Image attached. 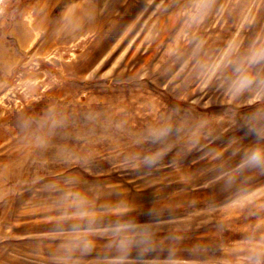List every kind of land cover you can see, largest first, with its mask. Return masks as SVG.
Returning <instances> with one entry per match:
<instances>
[{"label":"rangeland","instance_id":"1","mask_svg":"<svg viewBox=\"0 0 264 264\" xmlns=\"http://www.w3.org/2000/svg\"><path fill=\"white\" fill-rule=\"evenodd\" d=\"M261 47L264 0H0V264H264Z\"/></svg>","mask_w":264,"mask_h":264},{"label":"clouds","instance_id":"2","mask_svg":"<svg viewBox=\"0 0 264 264\" xmlns=\"http://www.w3.org/2000/svg\"><path fill=\"white\" fill-rule=\"evenodd\" d=\"M261 60H264V47L256 48L254 49L250 56L248 57L249 63H257ZM238 72H240V75L237 77V79L233 83V87L236 91H241L246 88H248L253 83V77L248 75L246 72L240 71V69H237ZM264 120V113L257 112L253 114V116L250 118V121L253 125L252 130L256 132L258 137L264 138V124H261V121ZM168 132L167 128L160 129L158 131L153 132L154 139H161L164 137ZM162 152H157L152 156L145 158V163L151 165L155 164L159 158L162 156ZM240 169L244 168H261L264 169V147H254L248 150L242 161L239 165ZM76 199L79 200L80 197L77 195ZM74 215L83 217L86 216L87 213L80 211L75 213ZM84 247H88V242L84 241Z\"/></svg>","mask_w":264,"mask_h":264}]
</instances>
